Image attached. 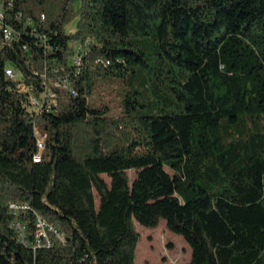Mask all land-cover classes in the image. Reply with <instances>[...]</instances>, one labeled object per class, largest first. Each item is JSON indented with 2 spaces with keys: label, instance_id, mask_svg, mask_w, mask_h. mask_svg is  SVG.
Instances as JSON below:
<instances>
[{
  "label": "trees",
  "instance_id": "1",
  "mask_svg": "<svg viewBox=\"0 0 264 264\" xmlns=\"http://www.w3.org/2000/svg\"><path fill=\"white\" fill-rule=\"evenodd\" d=\"M73 1L0 0V264H136L162 219L187 264H264V0ZM38 217L65 243L20 242Z\"/></svg>",
  "mask_w": 264,
  "mask_h": 264
},
{
  "label": "rangeland",
  "instance_id": "2",
  "mask_svg": "<svg viewBox=\"0 0 264 264\" xmlns=\"http://www.w3.org/2000/svg\"><path fill=\"white\" fill-rule=\"evenodd\" d=\"M79 4L80 0H74L72 5L77 9ZM77 22L78 18L68 25V30H73ZM80 50L81 48L77 49V53ZM15 71L17 73L16 78H21V74L17 70ZM145 85V81L141 78L134 82V87L141 92H144ZM124 86H126V82H117L114 84L117 91H114L113 94L108 92V88L102 92H100V89H95L89 97L96 98V105H100L102 101L106 100L109 102L110 113L117 115L122 108L120 102L123 96L121 91ZM100 94H104L102 99H100ZM138 98L140 101L144 100L141 94L138 95ZM40 135L42 136L41 133ZM129 175L131 179H134L136 171L129 170ZM105 178L110 181L108 176L105 175ZM136 226L141 236L137 247L136 264H187L191 260V246L182 235L168 228L165 219H162L156 227H147L138 222H136Z\"/></svg>",
  "mask_w": 264,
  "mask_h": 264
},
{
  "label": "built area",
  "instance_id": "3",
  "mask_svg": "<svg viewBox=\"0 0 264 264\" xmlns=\"http://www.w3.org/2000/svg\"><path fill=\"white\" fill-rule=\"evenodd\" d=\"M4 16H5L4 7L2 2H0V33L4 34V36L7 38H11L15 35V32L10 25L4 22ZM44 18L45 15L42 14V19ZM81 51L82 49L79 52ZM80 58H81L80 54H78L73 58V60L79 63L81 60ZM6 72L8 75H10L13 78L17 77L16 71L11 66H8L6 68ZM61 84L65 87L70 88V84L68 81H64V82L56 81V85H61ZM48 94L53 96V93L51 92H49ZM32 103L38 108H40L42 105L41 101L34 96H32ZM36 133L38 135V140H37V152L34 155V159L36 161H39L41 159L42 150L45 147V143H44V136H41L38 130H36ZM29 208H30L29 204L21 201H12L9 203V211L14 214H18L21 211H25ZM37 224H38V229L34 234H31L27 225L19 220L14 221L12 223V227L17 231L19 241L26 246H31L34 250L41 247H51L56 242L59 245L65 243L66 237L56 225L47 222L45 219L41 217L37 218Z\"/></svg>",
  "mask_w": 264,
  "mask_h": 264
}]
</instances>
